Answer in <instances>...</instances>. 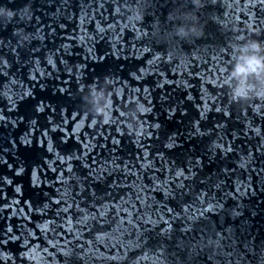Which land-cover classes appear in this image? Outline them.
<instances>
[{"label":"water","instance_id":"water-1","mask_svg":"<svg viewBox=\"0 0 264 264\" xmlns=\"http://www.w3.org/2000/svg\"><path fill=\"white\" fill-rule=\"evenodd\" d=\"M0 9V264H264V101L225 83L264 2Z\"/></svg>","mask_w":264,"mask_h":264},{"label":"clouds","instance_id":"clouds-1","mask_svg":"<svg viewBox=\"0 0 264 264\" xmlns=\"http://www.w3.org/2000/svg\"><path fill=\"white\" fill-rule=\"evenodd\" d=\"M190 3L194 9H199L202 0H190ZM13 16L11 10L0 9V22L10 21ZM179 19L181 23L175 29L177 38L185 40L201 37L202 29L198 26L194 13H185ZM238 39L243 40V38ZM234 53L228 78L225 81L229 86L232 101L237 103H247L252 99L264 101V43L257 39L243 40L234 46ZM87 102L96 114H104L106 105L103 103V93L95 86L90 88ZM143 110L142 105H137L136 111Z\"/></svg>","mask_w":264,"mask_h":264},{"label":"snow or ice","instance_id":"snow-or-ice-1","mask_svg":"<svg viewBox=\"0 0 264 264\" xmlns=\"http://www.w3.org/2000/svg\"><path fill=\"white\" fill-rule=\"evenodd\" d=\"M261 2H264V0H261ZM0 24H2V23H0ZM208 209H206L205 211H207Z\"/></svg>","mask_w":264,"mask_h":264}]
</instances>
